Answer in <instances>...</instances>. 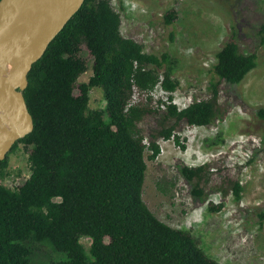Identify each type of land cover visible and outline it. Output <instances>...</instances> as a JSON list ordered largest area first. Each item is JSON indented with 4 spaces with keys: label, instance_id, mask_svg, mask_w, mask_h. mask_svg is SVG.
I'll list each match as a JSON object with an SVG mask.
<instances>
[{
    "label": "trees",
    "instance_id": "obj_1",
    "mask_svg": "<svg viewBox=\"0 0 264 264\" xmlns=\"http://www.w3.org/2000/svg\"><path fill=\"white\" fill-rule=\"evenodd\" d=\"M176 17L169 12L164 24ZM120 26L110 0H85L32 65L23 95L33 130L11 150L20 144L29 150V177L16 188L5 186L8 159L0 161V264H30L29 242L66 256L47 264H219L188 232L169 227L147 208L142 200L145 154L150 152V160L159 155L157 139H173L184 150L175 134L179 123L188 128L212 124L220 115V84H240L255 69L256 54H242L232 36L215 56L217 80L207 88L210 98L178 110L171 103L179 87L174 61L168 54L144 53L121 35ZM83 48L92 57V75L78 83L88 69ZM157 86L169 94V104L146 146L139 124L160 111L149 96ZM94 88L103 92V110L89 108ZM134 92L146 95L145 102L131 104ZM258 116L264 119V110ZM170 120L174 123L167 126ZM203 169L180 172L191 182ZM232 192L240 200L239 183ZM193 195L200 198L202 191ZM83 237L91 241L88 251Z\"/></svg>",
    "mask_w": 264,
    "mask_h": 264
},
{
    "label": "rangeland",
    "instance_id": "obj_2",
    "mask_svg": "<svg viewBox=\"0 0 264 264\" xmlns=\"http://www.w3.org/2000/svg\"><path fill=\"white\" fill-rule=\"evenodd\" d=\"M110 1L120 16L124 38L140 44L146 54H168L174 61L173 78L179 87L172 99L183 104L210 98L207 88L217 80L212 72L215 56L232 36L242 54H256L255 69L240 84H220V115L212 124L188 128L179 123L175 134L184 150L173 139H157L159 155L150 160L146 152L142 200L158 220L188 232L219 264H264V119L258 116L264 110V0ZM172 11L177 17L167 26L164 16ZM82 54L88 69L78 83H86L92 75V57L84 48ZM89 96L91 110L105 109L101 89H92ZM149 96L160 111L139 124L146 146L161 128L169 94L157 87ZM145 100L146 95L133 93V102ZM28 151L20 144L7 155L5 186L16 188L29 177ZM202 166L200 179L191 182L180 172ZM235 183L242 187L240 200L232 192ZM194 190L202 191V196H194ZM218 206L220 210L212 209ZM80 242L88 251L90 239ZM28 246L30 264L66 258L45 244Z\"/></svg>",
    "mask_w": 264,
    "mask_h": 264
},
{
    "label": "water",
    "instance_id": "obj_3",
    "mask_svg": "<svg viewBox=\"0 0 264 264\" xmlns=\"http://www.w3.org/2000/svg\"><path fill=\"white\" fill-rule=\"evenodd\" d=\"M85 0H0V161L30 134L24 91L32 65Z\"/></svg>",
    "mask_w": 264,
    "mask_h": 264
},
{
    "label": "built area",
    "instance_id": "obj_4",
    "mask_svg": "<svg viewBox=\"0 0 264 264\" xmlns=\"http://www.w3.org/2000/svg\"><path fill=\"white\" fill-rule=\"evenodd\" d=\"M157 87H159V89H160V92L161 93H163L165 96L166 95H168V93H166V92H164L162 89H161V87L160 86H157ZM156 87V88H157ZM166 103L167 104H169V101H167L168 100V98L166 97ZM180 100V99H179ZM135 102H131V104H134ZM171 103L173 104V105H175L177 108H178V110H183V109H185V108H187L190 104H188V103H186V104H183L182 102H180V101H178L177 99H175L174 97H173V99H172V101H171ZM131 104H129L128 105V107L131 105ZM183 104V105H182ZM192 104V103H191ZM182 105V108H179V106H181Z\"/></svg>",
    "mask_w": 264,
    "mask_h": 264
}]
</instances>
